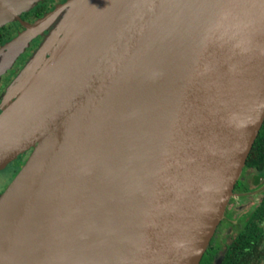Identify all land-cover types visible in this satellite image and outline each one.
Instances as JSON below:
<instances>
[{"label":"water","instance_id":"1","mask_svg":"<svg viewBox=\"0 0 264 264\" xmlns=\"http://www.w3.org/2000/svg\"><path fill=\"white\" fill-rule=\"evenodd\" d=\"M26 27L0 48L1 75L47 33L1 107L0 171L32 152L0 264H200L264 124V0H70Z\"/></svg>","mask_w":264,"mask_h":264},{"label":"flooded vegetation","instance_id":"2","mask_svg":"<svg viewBox=\"0 0 264 264\" xmlns=\"http://www.w3.org/2000/svg\"><path fill=\"white\" fill-rule=\"evenodd\" d=\"M48 2L52 3L51 0H46L33 11L23 13L21 20L0 27V48L26 30V24H33L43 17L49 11L46 5ZM35 41L26 49L28 52L31 50L30 54L34 51ZM25 60L23 57L9 72L3 85H9L21 72L26 64ZM31 152L32 150L19 156L0 171V194L23 168ZM20 164L21 167L14 171L13 176L4 179L6 171ZM200 264H264V155L255 158L253 165L249 166L246 162Z\"/></svg>","mask_w":264,"mask_h":264},{"label":"rangeland","instance_id":"3","mask_svg":"<svg viewBox=\"0 0 264 264\" xmlns=\"http://www.w3.org/2000/svg\"><path fill=\"white\" fill-rule=\"evenodd\" d=\"M46 0H28V3L30 6H33L36 4L35 7H33L30 11H33L35 8H37L39 5L41 4H44ZM51 2H48L46 3L47 5V8L49 9L48 12L54 10L56 8V6L62 4V3H65L67 1H70V0H51ZM54 6V7H53ZM47 12V13H48ZM46 13V14H47ZM74 13H75V9L73 8H69L68 9V16H74ZM37 21V20H36ZM35 21V22H36ZM15 21H8L7 19L1 17L0 15V27L4 26V24H8V23H13ZM34 22V23H35ZM23 32V31H22ZM21 33V32H20ZM47 37V33L45 36H40L38 39H36L35 43L33 45L34 46V51H32V53L30 54V51H25L24 53H22L1 75H0V109L1 107L4 106V103L9 99L10 95H11V92H12V88L17 84V82L19 81V79H23L24 78V75L25 73H21L25 67V65L23 66L22 70L20 73L17 74V76L12 79V81L9 82V85H3L4 81L7 80L8 76L10 75V71L18 64L21 62L22 58L24 57V59L26 58V63L30 60V58L32 57V55L40 48V46L43 44V42L46 40ZM28 52V53H27ZM27 53V54H26ZM26 54V56H24ZM3 55L0 56V62L1 60L4 58H2ZM2 58V59H1ZM1 113V112H0ZM22 164V163H21ZM21 164L16 166V168H12V169H9L8 171H6L4 174L6 175L4 177V179H9V177H11V175L13 176L14 175V171L17 170L18 168L21 167Z\"/></svg>","mask_w":264,"mask_h":264},{"label":"trees","instance_id":"4","mask_svg":"<svg viewBox=\"0 0 264 264\" xmlns=\"http://www.w3.org/2000/svg\"><path fill=\"white\" fill-rule=\"evenodd\" d=\"M262 155H264V125L248 157L247 165H253V161L255 160V158H259Z\"/></svg>","mask_w":264,"mask_h":264},{"label":"bare ground","instance_id":"5","mask_svg":"<svg viewBox=\"0 0 264 264\" xmlns=\"http://www.w3.org/2000/svg\"><path fill=\"white\" fill-rule=\"evenodd\" d=\"M12 48H9L5 53L8 55L11 52Z\"/></svg>","mask_w":264,"mask_h":264}]
</instances>
